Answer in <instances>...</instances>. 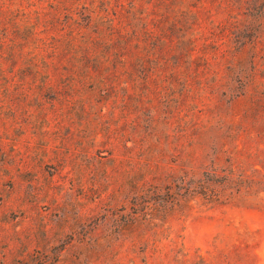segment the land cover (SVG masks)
<instances>
[{
    "label": "rangeland",
    "instance_id": "rangeland-1",
    "mask_svg": "<svg viewBox=\"0 0 264 264\" xmlns=\"http://www.w3.org/2000/svg\"><path fill=\"white\" fill-rule=\"evenodd\" d=\"M0 264H264V0H0Z\"/></svg>",
    "mask_w": 264,
    "mask_h": 264
},
{
    "label": "trees",
    "instance_id": "trees-1",
    "mask_svg": "<svg viewBox=\"0 0 264 264\" xmlns=\"http://www.w3.org/2000/svg\"><path fill=\"white\" fill-rule=\"evenodd\" d=\"M32 57L28 58L29 60L31 59Z\"/></svg>",
    "mask_w": 264,
    "mask_h": 264
}]
</instances>
